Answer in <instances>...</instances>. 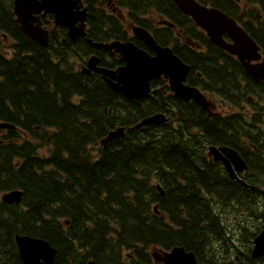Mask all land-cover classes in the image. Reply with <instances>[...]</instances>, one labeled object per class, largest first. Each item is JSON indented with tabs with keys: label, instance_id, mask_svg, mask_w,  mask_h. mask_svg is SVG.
<instances>
[{
	"label": "trees",
	"instance_id": "obj_1",
	"mask_svg": "<svg viewBox=\"0 0 264 264\" xmlns=\"http://www.w3.org/2000/svg\"><path fill=\"white\" fill-rule=\"evenodd\" d=\"M152 11H159L158 6L140 9L137 15ZM172 11L188 42L204 43L205 36L174 6ZM244 28L264 52V23L256 30ZM174 47L179 58L188 55L203 68L213 56L209 66L228 76L220 90L235 109L249 103L246 97L264 106V86H253L263 84L239 64L237 70L226 55L227 67L212 47L204 54L175 41ZM67 49V41H51L47 48L31 42L24 49L30 56L24 60L0 56V122L15 127L0 137V194L22 191L20 205L0 202V264H22L15 235L48 242L56 250L52 264H154L151 252L176 246L194 253L198 264H264V257L252 259L249 252L253 237L264 229L260 164H249L255 189L247 199V220L258 224L249 231L243 227L241 250L230 245L216 213V204L221 209L229 204L230 192L217 193V182H223L215 178L203 151L188 141L192 125L207 131L224 124L226 129L230 119H209L192 104L188 112L193 115L178 128L184 140L179 135L168 140L160 124L128 129L122 137L104 142L111 130L132 127L162 108L148 98L125 101L97 77L75 73ZM219 85L208 80L212 90ZM233 115L232 129L245 137L252 129L245 123L248 118L241 110ZM247 136L258 146L253 141L258 136Z\"/></svg>",
	"mask_w": 264,
	"mask_h": 264
},
{
	"label": "flooded vegetation",
	"instance_id": "obj_2",
	"mask_svg": "<svg viewBox=\"0 0 264 264\" xmlns=\"http://www.w3.org/2000/svg\"><path fill=\"white\" fill-rule=\"evenodd\" d=\"M72 1L78 2V11L84 10L86 12V17L83 23L84 36L78 37L76 39L70 38L68 36V29L56 26L55 17L53 14L42 11L36 15H33V17L38 19L40 28L47 32L48 44L46 47H43L37 42L30 40V38L21 30L19 24L16 21V15L14 14L15 0H0V56L5 58L7 61H11L16 55L17 58L24 60L27 58V56H30V54L26 53L24 49L26 48V45H30L31 42L36 43L40 48H47L49 46L50 40L54 42L61 41L62 43L67 41V55L69 56V62L72 65L74 72H79L83 76L87 77H97L100 82L112 93L120 96L125 101H136L140 99H126L122 95L115 93L112 89H110L100 74L95 72H84L86 62L92 56H96L98 58L99 67L109 69L112 72H115L117 69L125 65V62L122 60V57L119 53L115 52L114 50H97L91 45L90 41L93 43L104 44H111L114 42L132 43L140 50L146 52L149 56L154 57L156 52L148 47L142 39L134 35L133 29L135 27H139L146 30L158 46L171 50V52L178 58V50L177 54L174 52V41L178 46H184L187 44L190 47H194L200 53H207V51H210L209 47H212L215 49L213 54L218 55L216 57H218L220 63L227 67V61L224 58L226 54H224L223 51H220V49L210 41L205 33L200 30L189 17L180 12L172 0H132L133 2H131L130 6L129 4H124V2L127 0ZM190 1L198 4L205 10L213 11L218 14L222 13L228 18L234 19L242 28L248 26L250 29L256 30L258 29V24L264 23V0H259V2L254 0ZM170 4H172V8L170 7L169 10L167 6ZM150 5L158 6L159 11H152L149 14L138 17L137 14H139V10L145 9ZM173 6L176 9V12L182 18L188 19L192 25L195 26L196 31L202 33L205 36L206 40L204 43L194 41L188 42L186 37H184V30L182 28H178L174 22V13L172 11ZM74 11L75 9H73V12ZM80 23L81 20L78 18L74 19L75 28H78ZM93 24L99 25L94 26ZM221 36L225 41H228L226 35L222 33ZM181 56L182 59H179L187 66V72L183 84L188 88H195L199 90V92L204 95L206 100L209 101L210 111L205 112L206 116L209 119L215 120L226 117L230 119V121L227 122L226 129L224 124H219L221 128H211L207 131H205L207 127L197 125L194 128L192 125L189 127L187 136L189 144L193 143L192 147L196 151H203L208 165L215 169L213 172L215 178L223 182L222 184L217 182V193L225 194L230 192V196L227 195L228 199L230 200L229 204L224 209H221V205L219 206L216 204V213L218 214V219L227 234L226 237L229 238L230 245L235 247V239L236 237L238 238L239 235L241 238L243 227H245L247 231H249V228H251L250 225L247 224L246 219H241V217L245 214H249V202L247 199L250 197V190L255 189L250 185V181L255 179L251 177L249 167L250 163L255 162L254 165L260 164L262 171L260 179L262 182L264 181V107H261V109L253 107L252 109L248 104H245L249 106L248 109L244 105L241 107V110L244 111L247 117L253 115L252 118L256 117L259 121L258 123L252 125L254 129L259 128L260 130L258 132L259 137L254 138L253 141L258 142L261 146H255L250 143L251 139H249L247 136L250 134L249 132L245 133V137H237L235 130L232 129V126L235 124V122L232 120L233 109L230 106L231 104H218L219 101H230L229 99H226L222 96L220 90V86L225 83L222 80L225 78L227 79L228 76H226L223 71L211 68L209 66L213 60V56L208 57L205 60L208 62L207 64H209L206 65L207 68L201 67L197 62L192 63L190 61L191 57L188 55L181 53ZM228 59V61L232 62L235 68L239 70L238 62H236L231 56H228ZM208 80H213L220 83L219 87L216 88V90H212L211 87H208ZM261 83L263 85L253 83V86H264V82ZM150 90L151 94L146 98L158 103L162 108L160 111L154 113L151 116L156 114L164 115V120L160 124L165 125V128L167 129L165 137L168 140H172L176 135L181 136L178 132V128L180 125L185 126V118H187L188 114L193 115L192 112H188L190 110L189 106L193 103L186 102L175 97L170 86V79L168 77H164L163 75L150 80ZM245 101L252 103L253 101H256V99L247 97ZM200 110L202 111L201 108ZM141 126H137L136 124L132 127L126 126L128 128H125V126L120 127L128 130L139 128ZM7 131L8 130L0 129V137ZM184 139L186 138L182 137V140ZM211 147H214L217 150L220 148H226L229 152H234L238 158L244 162L246 169L243 171H237L236 168L239 166V164H235L234 162L232 163V161L225 157L220 151L219 153L221 159L215 160L213 155L208 152L209 148ZM223 160L229 164L235 175V178L230 177L225 168ZM226 183L229 184L228 188L224 187ZM238 192L241 196L238 194ZM243 203H245V205L244 209L242 210ZM253 226L257 227V224H253ZM234 229L240 231L239 235L238 233H234L233 236L228 234L229 231ZM236 241L240 244V242H242V238L240 240L237 239ZM215 243L216 247H220L219 241H216ZM236 246L239 247L238 245ZM229 254L232 255V259L234 254L232 252ZM225 259L229 260L230 258H222V260ZM235 259L238 260V257H235Z\"/></svg>",
	"mask_w": 264,
	"mask_h": 264
},
{
	"label": "water",
	"instance_id": "obj_3",
	"mask_svg": "<svg viewBox=\"0 0 264 264\" xmlns=\"http://www.w3.org/2000/svg\"><path fill=\"white\" fill-rule=\"evenodd\" d=\"M178 9L186 16L190 17L196 25L206 31L212 42L223 50L235 54L242 62L247 73L257 79L264 81V60L259 65H250V61L260 58L258 48L255 43L231 20L213 11L205 10L198 4L190 0H172ZM76 1L72 0H15L14 14L21 30L32 40L43 47L48 44L47 32L40 28L38 19L33 17L42 11L51 13L55 17L56 26L68 29V36L72 39L84 36V20L86 12L78 11ZM73 9L75 11L73 12ZM81 20L80 26L75 28L74 19ZM37 23V24H36ZM227 32L234 42L228 45L221 41L220 35ZM133 33L142 39L148 47L156 52L154 57L140 50L132 43L114 42L111 44L93 43L91 45L99 50H114L119 53L125 65L112 72L98 66V58L90 57L86 62L84 72H95L101 75L104 82L115 93L122 95L129 100L141 99L150 95V80L163 75L170 79V86L175 97L189 102L192 100L203 110L209 111V104L204 96L195 88H188L183 84L187 72L184 65L171 50L158 46L153 38L143 29L134 28ZM246 60L247 62H244ZM164 120L163 114H156L142 120L139 125L160 124ZM14 126L0 123V129H13ZM123 134V129H117L107 134L106 141L119 138ZM220 152L235 164H239L237 171H243L246 166L234 152H229L226 148L219 150L211 147L210 154L215 160L221 159ZM225 167L231 178L235 175L229 164L225 161ZM160 188V187H159ZM160 195H163L159 189ZM22 192L13 190L2 196V202L6 204H20ZM156 210V209H155ZM14 243L22 264H52L55 259V249L47 242L29 237L16 235ZM252 247L250 255L252 259L264 256V230L259 232L251 241ZM155 263L162 264H198L195 255L186 251L183 247H173L167 252L153 253ZM91 264V263H90Z\"/></svg>",
	"mask_w": 264,
	"mask_h": 264
},
{
	"label": "rangeland",
	"instance_id": "obj_4",
	"mask_svg": "<svg viewBox=\"0 0 264 264\" xmlns=\"http://www.w3.org/2000/svg\"><path fill=\"white\" fill-rule=\"evenodd\" d=\"M237 136H242V135H241L240 133H238ZM241 219H246V220H247V215L245 214L244 216L241 217ZM247 224L250 225V227H252L253 224H258V223H257V222H251V221H248V220H247ZM249 229H250V228H249ZM239 232H240L239 230L234 229V230H232V231H229L228 234L233 236L234 233H238V235H239ZM233 238H234V237H233ZM237 239H238V240L241 239V238H240V235L238 236V238L236 237L235 242H236V245H238V246L240 247V249L242 250V247L240 246L239 242L236 241ZM214 244H215V243H214ZM152 250H153V249H149L148 251L151 252ZM151 253H152V252H151ZM154 264H156V263H154Z\"/></svg>",
	"mask_w": 264,
	"mask_h": 264
},
{
	"label": "bare ground",
	"instance_id": "obj_5",
	"mask_svg": "<svg viewBox=\"0 0 264 264\" xmlns=\"http://www.w3.org/2000/svg\"><path fill=\"white\" fill-rule=\"evenodd\" d=\"M115 41V40H114ZM50 42H51V40H50ZM188 48H189V46H188ZM212 60V59H211ZM108 68V67H107ZM109 70V69H108ZM213 72V71H212ZM242 76V75H241ZM204 79V78H203ZM173 94V93H172ZM208 99V98H207ZM180 101V100H179ZM125 128H128V127H126L125 126ZM100 144V143H99ZM211 146V145H210ZM102 149V148H101Z\"/></svg>",
	"mask_w": 264,
	"mask_h": 264
}]
</instances>
